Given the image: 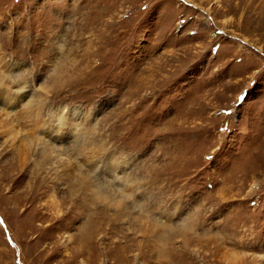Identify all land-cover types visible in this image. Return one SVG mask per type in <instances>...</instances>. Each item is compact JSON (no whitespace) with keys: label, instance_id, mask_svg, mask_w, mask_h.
I'll list each match as a JSON object with an SVG mask.
<instances>
[{"label":"rangeland","instance_id":"374dc122","mask_svg":"<svg viewBox=\"0 0 264 264\" xmlns=\"http://www.w3.org/2000/svg\"><path fill=\"white\" fill-rule=\"evenodd\" d=\"M0 264H264V0H0Z\"/></svg>","mask_w":264,"mask_h":264},{"label":"snow or ice","instance_id":"6c2138e0","mask_svg":"<svg viewBox=\"0 0 264 264\" xmlns=\"http://www.w3.org/2000/svg\"><path fill=\"white\" fill-rule=\"evenodd\" d=\"M256 86H258V82H256V83H254V85H253V88H255ZM246 99V96H241L240 97V100H245ZM209 159H211V158H209Z\"/></svg>","mask_w":264,"mask_h":264},{"label":"bare ground","instance_id":"6f19581e","mask_svg":"<svg viewBox=\"0 0 264 264\" xmlns=\"http://www.w3.org/2000/svg\"><path fill=\"white\" fill-rule=\"evenodd\" d=\"M28 109V108H27ZM28 114V113H27ZM33 117V116H32ZM53 132V131H52ZM28 140V139H27ZM32 140V139H31ZM25 141V140H24ZM29 142V141H28ZM28 144H30V143H28ZM22 145H24V144H22ZM42 145V144H41ZM33 146V145H32ZM23 148V147H22ZM40 148V147H39ZM42 148V147H41ZM17 149V148H16ZM23 150V149H22ZM42 150V149H41ZM20 151V150H19ZM24 151V150H23ZM40 151V150H39ZM24 152H26V150L24 151ZM43 152H44V148H43ZM53 152V151H52ZM21 153H22V151H21ZM20 153V154H21ZM41 154V153H40ZM57 155V154H56Z\"/></svg>","mask_w":264,"mask_h":264}]
</instances>
